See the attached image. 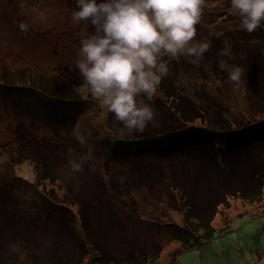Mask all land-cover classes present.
Instances as JSON below:
<instances>
[{"label":"rangeland","instance_id":"obj_1","mask_svg":"<svg viewBox=\"0 0 264 264\" xmlns=\"http://www.w3.org/2000/svg\"><path fill=\"white\" fill-rule=\"evenodd\" d=\"M100 2L102 0H97ZM74 6L75 0H0V207L7 203L3 197L12 190L15 191L16 206L27 212L22 219H16L14 228L9 229L11 224L4 228L0 226V264H51L56 259L64 264L65 256H70L72 248L79 247L65 230H74L77 217L69 212L66 217L59 209H54L53 214L49 212L50 205L41 193L46 191V196L53 199L58 195L53 190L38 187L45 183L60 190L66 187V192L80 195L79 204H84L85 218L88 216L92 221L89 231L94 233V238L89 235L86 238L102 240L105 236V245L108 233L115 230L109 247H116L117 254L125 255L129 244L138 242L136 247L140 248L152 250L156 244V247H162L155 264H264V194L254 203L239 197L231 198L227 206H220L212 222L217 229L215 237L187 251L182 250L183 241L172 240L171 226H160L183 223L178 208L180 202L176 196L165 193V188L169 190L174 186L170 179L173 171L169 164L155 170L156 167L151 169L125 159L134 154L129 146H118L122 140L109 129V125L117 126L108 121L113 113L99 98L92 96L76 68L80 41L94 33L95 28L91 24L77 25L72 21ZM21 24H24V30ZM263 26L264 23L251 34L240 30L237 17L231 11V0H205L195 38L208 45L204 59L194 65L184 56L163 57L168 61L169 75L163 77L165 81L161 79L151 102L156 110L155 119L144 131L150 132L149 135H155L153 132L157 129L174 132L175 128L183 126L179 118L190 119L187 127L203 126L207 114L199 119L193 114L198 109L216 113L213 108H219L228 112L229 117L237 113L238 116L243 113L248 117L256 115L257 120L253 118L251 122L235 119L236 128L258 123L257 116L264 110ZM223 47L226 51H235L231 59L219 57ZM221 62L244 69L243 83L239 87L229 81L228 74L220 67ZM5 65L11 70L20 69L23 74L11 73L7 67L4 69ZM27 74L38 79L43 75L45 79L54 76L55 81L49 80L51 83L62 82L67 75L79 76L68 83L69 90L82 84L75 92H87L84 96L94 99L92 104L96 103V106H78L85 104L79 101L55 102L41 93L17 90L24 82L22 77ZM67 93L78 97L73 90ZM173 105L177 106L178 118L167 116ZM162 111L167 117L163 123L159 119ZM258 124L263 125L262 122ZM261 132L252 140L245 136L233 139L237 151L248 153L239 152V155L232 151L229 158H241L248 161L246 165L256 164L258 160L264 164V134ZM88 146L94 148L92 158L83 164L82 171H72L69 160H79L88 151ZM215 146L224 149L229 144L223 139ZM109 148L111 155H106L105 150ZM193 152L177 153L193 155ZM202 152L194 155L211 159ZM32 153L44 167L37 170L36 177L33 162L25 158ZM146 155L135 158L147 159ZM119 168L126 170L113 171ZM44 171L48 172L43 174ZM45 175L52 176V180H44ZM159 178L164 187L154 184ZM155 193L158 195H153ZM133 202L141 204L132 207ZM125 209L136 216H124ZM29 212H36L40 217L34 220ZM140 215L143 217L139 218ZM113 218L116 223L110 224ZM32 224L34 238L38 241L27 236Z\"/></svg>","mask_w":264,"mask_h":264},{"label":"trees","instance_id":"obj_2","mask_svg":"<svg viewBox=\"0 0 264 264\" xmlns=\"http://www.w3.org/2000/svg\"><path fill=\"white\" fill-rule=\"evenodd\" d=\"M222 49L224 52L226 51L224 47ZM223 50H221V52H223ZM227 52L228 55L219 54V57H227L228 59H231V56L235 51ZM3 67L5 69L7 66L5 65ZM8 70L11 73L18 72V75L23 74L19 72L20 69L11 70L8 68ZM222 71L227 73V71L223 69ZM79 76L74 77L73 75H67L62 82L51 83L49 80H54V76L52 78L51 76H47L45 79V75H43L42 78L38 79L34 75L29 76V74H27V77H22L21 81L24 82L17 86V90H30L31 92L37 93L39 95L41 93L48 98H53L54 101L56 100L55 102L63 101L66 103H71L74 101H79V103L85 104H77L78 106H96V103L92 104L94 99H88V97L84 96V94L87 92H79L78 94L75 92V89L80 87L82 84L70 87L71 90H73L74 95L76 94L78 97H73L71 95L72 93H67L71 91L69 90L68 83L77 80L76 78H80ZM81 78L83 77L81 76ZM161 79L162 81H165V78L162 77ZM38 90L42 92H38ZM179 90H182V88L179 87ZM173 104L177 105L176 103ZM176 108L177 106L174 105L172 108L169 107L170 112L167 116L178 118L179 115L176 112ZM217 109L213 108L216 113L210 112L209 110L202 112L200 109L194 111L193 114H196L199 119H202L203 114H207L204 115L207 117V119L205 120L203 126L190 125L187 127V123L190 121V119L179 118V122H182L183 126L178 129L175 128L176 130H174V132H168L169 134L167 132L165 133V131H159V129H157L153 132L155 135H149L148 133L150 132L147 131L133 132L129 134L126 130H124V134L122 135L121 129L123 128V124L115 119L114 114L110 116L111 118L108 120L112 123H115L114 126L117 124L116 127H111L109 125V129L115 133L117 138L122 140L118 146L127 145L129 146L128 149L130 152L134 154L133 157L129 156L125 159H130L132 163L139 162L143 164V166L151 169L156 167L155 170L160 169L162 165L169 164L170 170L173 171L171 173L170 179L174 181L172 182L174 186H172V188L169 190L165 188V193L177 197V202H180L178 208L179 213L183 218V223L182 225H174L172 223L160 224V226H171L173 228L171 234L172 240L183 241L184 245L182 250L185 251L201 245L207 240H211L215 237V231H217V229L213 227L212 222L218 213L219 207L223 205L227 206L231 198L241 197L247 202L254 203L261 200L262 195L264 194V164H260V160H258L259 164H250V162L248 165H246L248 161L245 162L241 158H229V153L232 151L238 153L239 155L240 153L244 152L245 154L248 153V151H237V149L234 148L235 146H233V139H238V137L245 136V138L249 137V139L252 140L255 134L260 133L261 131V133L264 134V110L262 111V114L257 116L259 117L258 123L262 122L263 125L254 122L246 126L236 128L234 126L237 124L235 119H238L241 122H251L250 120L256 115L248 117L245 115V113H243L241 116H238L239 113H237V115L235 114L236 116L229 117L228 112L225 113L223 110L219 108ZM164 113L166 114L165 111H162L159 118L162 123L164 120H167V117L164 115ZM254 119L257 120V118ZM223 139L226 140V143L229 144V147H224V149L216 147L215 143H218L219 140ZM153 142L155 145H150V143ZM184 142L186 143L182 144ZM143 144L146 145L142 146ZM246 145H248V143ZM144 151L147 152V155ZM178 151H194V154L205 151L211 156V159L203 156L200 157L199 154L189 155L185 153H177ZM78 153L80 152L77 151V154ZM145 155L147 159L138 160L135 158L140 156L144 157ZM36 157L37 156H34L33 153L25 157L29 161L33 162L35 177L37 170L40 171L41 167L44 168L42 165H40L42 162ZM185 159L186 161H184ZM155 164L159 165L155 166ZM47 165L48 163L45 164V167H47ZM126 168H119L113 171L120 172L126 170ZM47 172L48 171H44L42 173L46 174ZM93 172H95V170H93ZM38 174H40V172H38ZM51 175L54 177V174ZM52 176L45 175L44 180L50 181L52 180ZM250 179L253 180H251L249 183L248 181ZM161 182L163 181L160 179L154 184H157L159 188L164 187V184H161ZM38 187L41 189L45 187L46 190H53L54 193L58 195L57 199H53L46 196L44 193L46 191L41 193V195L46 198L44 199L46 200V204L50 205L49 212H51V214L55 212L54 209H59L61 210L60 212L66 217L67 212L73 213L77 217L74 230H71V228H67L65 230L68 231V236L70 239L79 247L74 246L72 248L70 256H65V260H62L64 264H82L84 261H87L86 264L156 263V260L159 258V255L162 251L161 246L156 247L157 244L154 245L152 250H150L147 247H136V245L139 243L132 242L129 244L128 252L124 255L117 254L116 247H109L111 241L113 240L112 235L115 230H111L108 233V246L107 244L104 245L103 243L105 236L102 240H88L86 238L88 237L87 235L94 238V233L91 230L89 231V224H92V221L90 218H88V216L85 218L86 211L84 204H79V202H81V196L78 194H73L70 191L66 192V187L65 189L61 190L57 186L48 187L47 183ZM38 187L35 188L39 189ZM10 193H12V195H10ZM153 195H158V193ZM3 198L7 203L0 207V226L1 228H4L11 224L9 227V229H11L17 225L16 219H22L24 216H26L27 212L21 211L16 206L14 199L15 191H8ZM146 199H148V197ZM37 201L39 202L40 199ZM73 202H78V204ZM138 204L141 203L133 202L132 207L137 206ZM72 206L74 208L77 207V211L74 210V208L72 209ZM125 211L127 213L124 214V216L131 215L128 212V209H125ZM29 214L34 220L40 217L36 212H29ZM47 216L51 217L49 213ZM134 216H136V214L131 215L130 218H134ZM140 217L143 216L140 215L139 218ZM117 219L120 218L118 217ZM96 220L97 219H94L93 222L97 223ZM148 222L157 224L153 220H148ZM114 223H116L115 218L111 220L110 224ZM32 226L33 224L29 226L30 235L27 236L38 241V238H34L35 235ZM59 261L60 260L56 259V261L51 264H61Z\"/></svg>","mask_w":264,"mask_h":264},{"label":"clouds","instance_id":"obj_3","mask_svg":"<svg viewBox=\"0 0 264 264\" xmlns=\"http://www.w3.org/2000/svg\"><path fill=\"white\" fill-rule=\"evenodd\" d=\"M204 4L205 0H75L72 21L95 28L80 41L76 68L92 96L123 124L122 135L124 130L143 132L154 122L156 110L151 102L161 78L169 75L164 56H184L194 65L204 59L208 45L195 40ZM231 11L239 29L247 33L264 23V0H231ZM220 67L235 87L243 83L242 67L227 62ZM93 152L88 146L79 160H69L72 171H82ZM105 153L111 155V149Z\"/></svg>","mask_w":264,"mask_h":264}]
</instances>
